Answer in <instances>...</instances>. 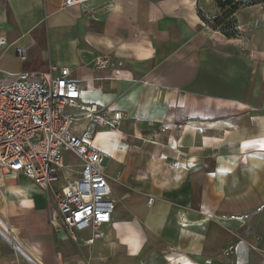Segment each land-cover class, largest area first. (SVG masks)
I'll use <instances>...</instances> for the list:
<instances>
[{"label":"crops","instance_id":"obj_1","mask_svg":"<svg viewBox=\"0 0 264 264\" xmlns=\"http://www.w3.org/2000/svg\"><path fill=\"white\" fill-rule=\"evenodd\" d=\"M64 1L0 0V77L69 67L123 113L71 125L106 155L116 211L76 243L32 179L0 172V264H264V1L231 37L205 26L217 0Z\"/></svg>","mask_w":264,"mask_h":264},{"label":"built area","instance_id":"obj_2","mask_svg":"<svg viewBox=\"0 0 264 264\" xmlns=\"http://www.w3.org/2000/svg\"><path fill=\"white\" fill-rule=\"evenodd\" d=\"M88 1L65 0L62 6ZM217 1L225 4V8L219 6V15L246 2ZM212 24L213 20L205 26ZM248 43L243 41L245 47ZM17 53L23 62L32 58L29 49L19 47ZM123 117L121 111L85 102L69 67L21 70L0 77V172L32 179L46 194L50 224L66 230L76 243L77 232L90 229L85 243L91 244L104 236L101 226L112 222L117 203L105 172L106 155L91 143L90 136L74 135L71 125L88 119L97 126L118 127ZM68 154L79 162L67 163ZM71 166L78 167L75 174L68 172Z\"/></svg>","mask_w":264,"mask_h":264},{"label":"trees","instance_id":"obj_3","mask_svg":"<svg viewBox=\"0 0 264 264\" xmlns=\"http://www.w3.org/2000/svg\"><path fill=\"white\" fill-rule=\"evenodd\" d=\"M264 0H259V1H246L243 3L245 4H255L258 2H263ZM218 5L220 7L225 8V4L222 3L221 1H217ZM240 5L236 4L234 5L231 9L225 11L222 15H218L215 18V26L220 27L221 30L223 31L224 34L228 36H237L238 35V30H237V22L235 18H231L230 16L234 15V13L239 9Z\"/></svg>","mask_w":264,"mask_h":264},{"label":"rangeland","instance_id":"obj_4","mask_svg":"<svg viewBox=\"0 0 264 264\" xmlns=\"http://www.w3.org/2000/svg\"><path fill=\"white\" fill-rule=\"evenodd\" d=\"M250 1H259V0H250ZM217 2V1H216ZM235 14V13H234ZM217 17V16H216ZM216 17H209V19L207 18L206 20H205V24L207 25L211 20H213V24L211 25L212 27L211 28H216V29H218V30H220L222 33H223V31L221 30V28L220 27H216L215 26V18ZM231 18H229V19H232V18H234V15H232V16H230ZM83 129H88V127H87V124H83ZM67 159H68V161H71V162H77L78 161V159H76V158H69L68 156L66 157ZM66 162H67V160H66ZM77 169H78V167H74V166H71L70 168H68L67 170L68 171H73V173L75 174L76 173V171H77ZM0 223H2L1 221H0Z\"/></svg>","mask_w":264,"mask_h":264},{"label":"bare ground","instance_id":"obj_5","mask_svg":"<svg viewBox=\"0 0 264 264\" xmlns=\"http://www.w3.org/2000/svg\"><path fill=\"white\" fill-rule=\"evenodd\" d=\"M101 137V136H100ZM97 138H99V137H97ZM2 222V221H1ZM5 226H6V224H5ZM7 227V226H6ZM16 240V239H15ZM17 244V243H16Z\"/></svg>","mask_w":264,"mask_h":264}]
</instances>
